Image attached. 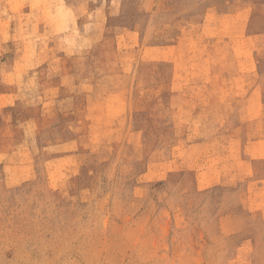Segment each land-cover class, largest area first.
Instances as JSON below:
<instances>
[{
	"label": "rangeland",
	"instance_id": "374dc122",
	"mask_svg": "<svg viewBox=\"0 0 264 264\" xmlns=\"http://www.w3.org/2000/svg\"><path fill=\"white\" fill-rule=\"evenodd\" d=\"M0 264H264V0H0Z\"/></svg>",
	"mask_w": 264,
	"mask_h": 264
}]
</instances>
